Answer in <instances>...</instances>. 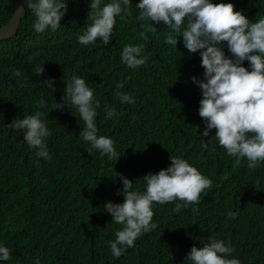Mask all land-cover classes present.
<instances>
[{
    "label": "trees",
    "instance_id": "obj_1",
    "mask_svg": "<svg viewBox=\"0 0 264 264\" xmlns=\"http://www.w3.org/2000/svg\"><path fill=\"white\" fill-rule=\"evenodd\" d=\"M16 1L0 0V29L10 21ZM224 2L253 21L264 15V0ZM136 3L132 0L124 20L116 18L108 45L77 40L91 23L90 0H67L55 32L36 33L35 17L25 8L17 34L0 40V242L11 254L0 264H182L191 246L202 247L201 240L209 236L229 244L230 257L241 264H264V162L249 168L246 158L227 155L212 136L215 129L209 137L200 136L202 96L191 79L203 78L199 50L190 53L182 37L177 49L165 44L168 29L162 22L155 31L142 28L135 19ZM126 43L143 46V65L133 69L120 62ZM225 54L231 55L227 48ZM243 63L247 67L248 61ZM37 66H43L40 75ZM73 74L94 90L98 134L114 140L117 160L87 150L75 108L54 109ZM50 77L55 78L53 92L43 85ZM117 81L124 87L117 89ZM116 91L127 92L134 102L121 103ZM40 98L47 103L41 110L50 129L51 160L37 158L22 131L5 127L14 117L36 111ZM106 105L115 107L117 115L105 119ZM202 139L207 148L200 147ZM171 155L185 158L211 185L195 205L154 203L156 227L114 257L108 241L121 225L111 222L103 204L123 202L117 194L123 185L115 174L127 176L133 188L143 191L142 177L166 168ZM229 211L238 214L230 217Z\"/></svg>",
    "mask_w": 264,
    "mask_h": 264
},
{
    "label": "clouds",
    "instance_id": "obj_2",
    "mask_svg": "<svg viewBox=\"0 0 264 264\" xmlns=\"http://www.w3.org/2000/svg\"><path fill=\"white\" fill-rule=\"evenodd\" d=\"M131 4L132 0H108L106 3L90 0L87 20L91 19V23L77 36L78 42L108 45L116 18L124 20ZM21 7L32 11L35 17L32 28L36 33L46 29L55 32L67 11V0H23ZM135 8V19L145 30L155 31V24L161 22L166 26L165 44L177 49L178 37H182V43L190 53L199 50L203 78L192 76L191 79L199 86L202 96L198 114L204 128L200 136L209 137L210 130L215 129L212 136L227 155L246 158L249 168L264 162V15L250 20L243 11L234 10L233 3L224 0H138ZM225 48L231 55L225 54ZM146 60L141 44L122 46L120 62L128 68L135 69ZM245 60L247 67L243 63ZM42 72L43 66L35 68L37 75ZM54 80L50 77L43 81L52 92L55 91ZM65 81L62 102L56 101L54 109L75 108L84 125L79 138L89 145L87 150L95 149L100 156L117 160L120 154L114 147V140L98 134L95 119L99 101L94 90L84 78L75 74ZM115 86L121 89L124 82L117 81ZM115 95L121 103L130 104L135 99L127 92L116 91ZM36 105L37 110L32 114L14 117L5 127L22 131L23 141L36 150L37 158L51 160L46 143L50 129L42 119L44 111L41 110L47 108V103L40 98ZM115 115V107L106 105L105 119ZM200 147L207 148L208 144L202 139ZM170 161L166 168L142 177L143 191L133 188V181L127 176L115 172L114 177L118 176L123 185L117 189V194L124 197L123 202L106 201L103 204L104 210L111 214V222L121 225L114 233L115 239L108 241L114 257L132 247L141 233L156 227L152 221L154 203L179 200L185 205H195L200 193L211 185L210 178L185 158L171 155ZM237 214L228 212L230 217ZM201 243L202 247L191 246L182 264H241L237 257H230L233 248L222 239L209 236ZM10 256V249L0 242V261H8Z\"/></svg>",
    "mask_w": 264,
    "mask_h": 264
},
{
    "label": "water",
    "instance_id": "obj_3",
    "mask_svg": "<svg viewBox=\"0 0 264 264\" xmlns=\"http://www.w3.org/2000/svg\"><path fill=\"white\" fill-rule=\"evenodd\" d=\"M23 0H17L10 21L0 29V40L8 39L17 34L26 7H21Z\"/></svg>",
    "mask_w": 264,
    "mask_h": 264
}]
</instances>
